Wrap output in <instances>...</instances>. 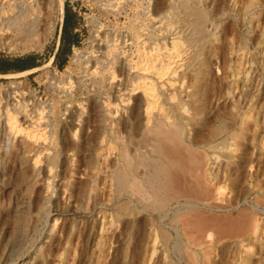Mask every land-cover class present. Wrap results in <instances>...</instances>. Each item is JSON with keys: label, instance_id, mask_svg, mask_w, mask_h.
I'll return each mask as SVG.
<instances>
[{"label": "bare ground", "instance_id": "1", "mask_svg": "<svg viewBox=\"0 0 264 264\" xmlns=\"http://www.w3.org/2000/svg\"><path fill=\"white\" fill-rule=\"evenodd\" d=\"M95 1L108 9L122 0ZM206 1L210 2L164 0L165 16L157 19L152 8L146 6L147 10L138 16L141 23L129 28L127 38L125 34L117 33L104 36L93 34L86 43L87 50L76 48L71 54V58L80 64L83 71L81 76L73 78L71 73H67L59 78L45 74L48 76L46 87L57 94L55 103L33 99V89L25 90L19 85L20 81L12 79L47 66L52 56L42 66L0 73V78H10L7 85L0 82L2 152L8 149L11 137L17 133L22 132L35 140L41 139L43 126L44 132L49 131L53 137V116L57 111L59 118L66 122L80 124L83 120V103L88 100L97 107L102 120L107 121L108 126L100 133L99 139L108 152L113 148L115 137L113 134L109 136L108 131L114 133L123 126L130 133L134 121H141L140 138L136 140L132 134L129 135L141 153L133 159L126 145H121L120 153L127 166L120 162L121 165L110 173L109 180L112 181L107 182V192L101 189L97 201L93 197L95 203L92 206L101 217L94 264L106 263L108 249L115 241L114 223L120 208L129 205L123 199L125 205L118 203V195L124 190L137 195L144 207L156 211L155 217L159 220L168 218L180 222V227L174 223V232L160 229L169 264H264V63L259 70L252 67L255 52L239 39L236 24L232 20L229 23L230 19L217 20L222 15L227 16L229 10L216 11V7H213L216 1H212L211 6L206 5ZM261 2L264 0H245V5L240 4L244 6L242 12L245 17L251 8ZM7 5V13L0 22V33L13 31L17 37H23L25 46L41 44L34 35L37 34L36 27L43 6L55 7L59 11L60 21L63 19V0L48 3L8 0ZM258 15L251 14L249 19L254 17L257 20ZM96 20L94 16L91 17V21ZM147 30L151 33L148 34ZM261 31L255 46L264 58V29ZM227 33L232 35L228 36L230 41L224 39ZM166 34L172 35L169 42L164 39ZM187 34L189 36L185 37ZM180 41L187 48L199 46V49L182 56L176 45ZM224 49L229 50L230 54L236 52L235 56H226L227 51L222 53ZM246 54L248 57L244 58ZM245 60L248 62L246 67L243 65ZM212 64L215 74L210 72L209 66ZM74 106L79 110L76 111ZM206 113L215 115L216 124L210 133H221L227 149L217 167L206 166L205 153L186 140L190 129L187 127L188 116L198 115L203 120ZM171 116L181 120L173 121L175 117ZM167 117L171 118L167 120ZM42 139L49 141L45 137ZM141 140L147 144L149 152L144 151ZM38 148L31 159L33 165L40 162L42 149H49ZM55 165L54 162L49 163L47 173ZM140 165L144 168L141 174L136 168ZM207 177L211 181H234L236 191L229 198L222 196L214 183L210 186ZM40 179L43 178L37 180ZM105 183L101 182L103 186ZM42 184L39 210L48 209L50 202L49 182ZM89 188V192L96 189L93 185ZM93 193L95 195L97 192ZM86 208L90 210L87 205ZM46 211L48 215L50 209ZM78 214L84 215V211ZM153 219L150 221L154 226L157 223ZM9 247L13 248L12 245Z\"/></svg>", "mask_w": 264, "mask_h": 264}, {"label": "rangeland", "instance_id": "2", "mask_svg": "<svg viewBox=\"0 0 264 264\" xmlns=\"http://www.w3.org/2000/svg\"><path fill=\"white\" fill-rule=\"evenodd\" d=\"M39 1L41 3H48L54 0ZM112 1L116 2V0ZM212 1L214 0H210V2L206 1V5L211 6L213 4ZM215 1L216 3L213 7H216V11H221L226 8L229 10L227 14V16L229 15L228 17L222 15L225 16V19H220L222 18L221 16L218 17L219 19L217 20L221 22L230 19L229 23L232 20V23L236 24L239 39L245 41L249 48L253 50L251 51L256 54H254L255 59L251 62L252 67L259 70V67L264 63V58L259 54L255 44L262 34L261 30L264 29V2L256 4L247 12V17H245L242 12L244 6L241 7V5H245V0H238L239 2L237 1L235 3V0ZM211 2L212 4H210ZM7 4L8 0H0V22L2 21L3 15L7 13ZM163 4L164 0H122L107 9L95 0H63V17L66 11L69 13L74 12L75 17L69 14V19L78 20V29L75 38L79 41L78 44L69 46V50L66 52V60L61 67H59L60 57L57 55L54 56L53 54L60 44L62 47H66V45L61 42L60 38L63 19L60 21L59 11L55 7L49 8L43 6L41 8V13H44L42 15L40 13V17L43 16V19L40 20L39 17L36 27L37 34L34 35L41 44L39 46H25L26 41L23 40V37H17L13 31H4L0 33V53L6 54L8 58L23 57V67L29 65L42 66L48 58L52 56V60L47 66L35 69L25 75L12 77V79L20 81L19 85L25 90L33 89V99L49 100L55 103L57 94L55 91L49 90L46 87L48 76H45V74L49 73L59 78H63L67 73H71L73 78L81 76L83 71L80 68V64L71 58V54L76 48L84 51L87 50L86 43L93 34L104 36L107 33L111 35L117 33L120 35L125 34L127 38L130 35V33H128L129 28L138 26V24L141 23L138 21L140 20L138 16L147 10L146 6L152 8L151 10L155 13L157 19L160 16H165ZM43 9L44 11H42ZM256 13H259L257 20H255L254 17L249 19L251 14L255 16ZM240 15H242L243 18ZM92 16L97 20L91 21ZM217 20L216 22L219 23ZM262 25L263 27L261 28L260 26ZM209 27H211V24ZM147 31L148 34L151 33L150 30ZM166 35L164 39L169 42L172 35ZM224 35L225 37L227 36V38L224 39L230 41L228 38L230 34ZM188 36L189 34L185 35V37ZM230 37H232V35H230ZM150 38L152 39V36ZM150 38L149 40L151 41ZM183 44L182 41L176 44L182 56L190 55V53L196 52V50L198 51L199 49V46H190L187 48V46ZM227 49H224L222 53H225ZM255 50H257V52ZM228 51L225 53L226 56H232L233 53L230 54ZM235 53L233 54L234 56ZM248 54H246L244 58L248 57ZM216 55L221 54L216 53ZM211 57V59L214 60V57ZM259 58L261 59L258 60ZM233 64L232 66L234 67L235 63ZM247 64V61L244 62V67H246ZM209 67L210 72L215 74L214 64ZM45 69H48V71H46L47 73L44 72ZM17 71L19 70L13 72ZM8 80H10V78H0V82L5 85H7ZM78 85H81V83ZM262 89V97H264V87H262ZM83 104V120L79 122L80 124L66 122L64 119L59 118V111H57L53 116L54 125L51 124L52 128L55 127L53 128V137L50 136L51 134L49 131L44 132V127L42 125L43 128L40 126L43 131L42 137L49 139V141L46 140L45 142V139H42V137L41 139H36V141L33 138L25 136L21 132L11 137L10 144L6 151L2 152L0 146V151L2 152V156L0 152V264L95 263L94 256L96 255L95 253L98 252L101 217L97 209L92 206L95 203L93 197L95 196L94 199L97 201L100 198L101 189L105 191L104 193L107 192V182L112 181L111 179L109 180L111 177L110 173L113 172L117 166L125 163L120 153L121 145H126L128 153L133 159L135 158L134 156L141 153L133 144L129 135L132 134L134 139L138 140L142 131L139 128L141 125L140 120L134 121V128L130 130V133L126 131L123 126L119 127L114 133L108 131L109 136H112L111 134L115 136L113 137L114 142H112L113 148L110 150L111 152H108L106 147L103 148L105 145L101 144L103 142L100 143L99 139L101 137L100 133L108 126L107 121L102 120L97 107L93 106L94 104L92 101H84ZM73 108H75L76 111L79 110L76 106ZM190 108L192 110V107ZM176 112L180 113L177 109ZM120 116L121 118L123 117L122 114ZM205 116L206 118L203 119L204 121L201 120L198 115L188 116L189 123L187 127L190 129L187 131L188 137H186V140L205 153L204 163H206V166L210 167L211 165H216L217 167V165L221 163V159L227 149L224 145L225 143L223 142L221 133L217 135L210 133V130L216 124L215 115L206 113ZM173 117V121L181 120L179 117ZM169 118L167 117V120H169ZM120 120L123 123L125 116L123 120ZM199 121H201V123ZM72 126L75 129L77 128V130L75 131ZM1 127L0 119V129ZM262 133L264 134V131ZM0 144H2L1 140ZM142 145L144 151L149 152L147 144L145 145L142 141ZM38 146V149L46 147L49 149H42L45 152L42 151V154H40L42 161L40 160L38 165H33L31 164V159ZM134 151L136 154H134ZM51 162H54L56 165L47 173L48 164ZM125 164L124 166H127V162ZM136 168L139 174L144 171L141 165ZM35 178L36 180L39 178L43 179L36 181L34 180ZM208 180L210 186H213L212 184L214 183L217 189L220 190V194L227 198L236 191V184H234V181H211L209 178ZM44 181H48L50 185V202L48 209L39 210L38 202L43 191L42 183ZM102 181L106 182L104 186L101 184ZM91 185L96 187V189L94 188L89 192V187H91ZM125 191L127 190L120 192L121 196L118 195L120 199L118 203L123 202V199L124 201L127 200L126 202H129V205L127 206L128 208H120L121 212L119 211L117 220L114 223L116 238L108 249L105 264H135L136 262V264H169L165 256V243L163 242L164 240H162L163 238H161L160 229L174 232V223L175 226L180 227V222L170 221L168 218L159 220L158 217H155L157 215L156 211L154 212L144 207V204L138 201L137 195H131L128 191V196V193ZM93 192L97 193L93 195ZM89 194L90 197L92 196L91 198ZM84 196H87V198L85 197L87 201ZM84 202L86 203L84 204ZM123 203L125 205V202ZM83 204L85 206H82ZM86 205L90 210L87 211ZM80 206L83 208H80ZM49 209L50 211L48 215H46V210ZM82 210L84 211V215L78 214L82 212ZM150 213L153 216H150ZM152 218H154V222L157 223L155 224L157 226L154 225L155 227L150 221ZM262 237H264V232H262ZM11 245L13 246L12 249L9 247ZM112 245L114 248H112ZM10 249L13 252H11ZM216 257L217 256H215V258ZM124 258L128 259L129 262L127 260L124 261ZM172 258L174 257L172 256Z\"/></svg>", "mask_w": 264, "mask_h": 264}, {"label": "trees", "instance_id": "3", "mask_svg": "<svg viewBox=\"0 0 264 264\" xmlns=\"http://www.w3.org/2000/svg\"><path fill=\"white\" fill-rule=\"evenodd\" d=\"M69 14L75 17L74 12L69 13L68 11H66L63 17L60 38L61 42L64 43L66 47H62V45L60 44L57 49L56 55L60 57L59 67H61L64 61L66 60V52L69 50V46L76 45L79 41L77 38H75V36L77 35V30L75 28L78 27V20H70Z\"/></svg>", "mask_w": 264, "mask_h": 264}, {"label": "crops", "instance_id": "4", "mask_svg": "<svg viewBox=\"0 0 264 264\" xmlns=\"http://www.w3.org/2000/svg\"><path fill=\"white\" fill-rule=\"evenodd\" d=\"M75 29L77 30L78 28H75ZM56 54H57V48L54 51L53 55L56 56ZM23 62H24L23 57L8 58L6 54L0 53V73L2 74L9 73V72H13L16 70H23L26 68L36 66V65H29V66L23 67L22 66Z\"/></svg>", "mask_w": 264, "mask_h": 264}]
</instances>
